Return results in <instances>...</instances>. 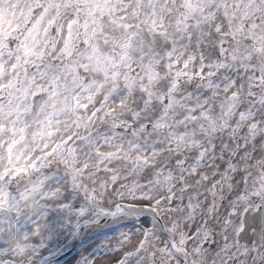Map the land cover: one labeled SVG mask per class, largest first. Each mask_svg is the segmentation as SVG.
Instances as JSON below:
<instances>
[{"label": "snow or ice", "instance_id": "snow-or-ice-1", "mask_svg": "<svg viewBox=\"0 0 264 264\" xmlns=\"http://www.w3.org/2000/svg\"><path fill=\"white\" fill-rule=\"evenodd\" d=\"M0 264H264V0H0Z\"/></svg>", "mask_w": 264, "mask_h": 264}]
</instances>
